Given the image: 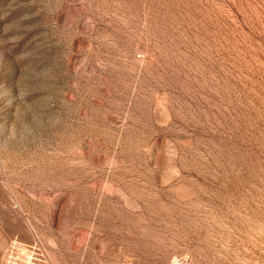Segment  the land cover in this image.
<instances>
[{"label":"rangeland","instance_id":"obj_1","mask_svg":"<svg viewBox=\"0 0 264 264\" xmlns=\"http://www.w3.org/2000/svg\"><path fill=\"white\" fill-rule=\"evenodd\" d=\"M0 264H264V0H0Z\"/></svg>","mask_w":264,"mask_h":264}]
</instances>
